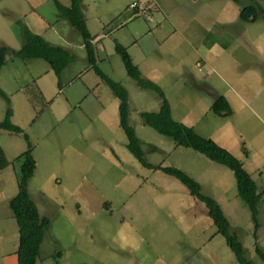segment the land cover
Wrapping results in <instances>:
<instances>
[{
	"label": "rangeland",
	"instance_id": "374dc122",
	"mask_svg": "<svg viewBox=\"0 0 264 264\" xmlns=\"http://www.w3.org/2000/svg\"><path fill=\"white\" fill-rule=\"evenodd\" d=\"M133 1L148 9H131ZM225 1L82 0V10L98 67L127 89L128 121L145 160L194 178L222 208L245 256L264 264L255 250L264 249V193L255 219L228 165L147 124L140 112L158 110L161 97L138 86L115 50L116 42L125 45L141 75L164 92L173 118L231 151L261 190L264 0L230 1L233 10L252 4L254 19H232ZM25 28L67 48L73 59L60 85L42 57L8 51L0 68V88L9 97L0 93V120L10 107L12 122L28 134L0 128L7 161L0 169V264L18 246L8 200L18 190V156L29 141L36 166L28 192L48 220L36 264H241L205 203L176 176L142 164L128 149L119 98L90 66L82 34L55 0H0V43L20 48ZM218 94L231 113L211 109Z\"/></svg>",
	"mask_w": 264,
	"mask_h": 264
},
{
	"label": "trees",
	"instance_id": "16d2710c",
	"mask_svg": "<svg viewBox=\"0 0 264 264\" xmlns=\"http://www.w3.org/2000/svg\"><path fill=\"white\" fill-rule=\"evenodd\" d=\"M55 2L60 14L82 34L86 57L90 66L94 68L97 74L106 80L113 93L119 98V121L120 126L126 132L128 137V141L126 142L128 149L142 162V164L149 167L160 168L167 173L173 174L184 183L192 195L205 203L207 213L212 217L217 227V231L225 236L227 244L233 251L238 262L241 264H257L245 256L243 243L235 233L230 231V222L220 205L212 196L201 191L200 184L194 178L177 167L153 165L145 160L144 152L139 145V139L135 134L133 126L128 121L127 89L120 82L110 78L102 72L96 63L93 42L94 36L88 30L84 12L82 10V0H70L69 5H64L58 0H55ZM252 10L253 7L251 5L241 7L240 17L247 19L248 13H251L253 15L252 19H254V14L251 12ZM23 37L24 42L18 49L10 48L5 44L0 43V68L5 63L6 53L8 51L21 58L42 57L49 63L51 69L57 76V83L60 85L61 72L73 59V55L70 51L62 45L51 43L43 35L34 33L27 28L23 30ZM115 50L120 54L127 74L136 81L138 86L155 89L161 97V105L158 110H145L140 112L143 120L159 132L172 137L176 144L190 146L206 154L211 159L228 165L234 171L240 195L249 204L253 217L257 219V203L261 195L264 193V188L258 190L254 178L251 176L250 172L244 168L242 161L211 137H205L199 134L193 126L174 119L171 113V107L164 92L153 80L141 75L138 65L133 62L126 46L116 42ZM0 93L9 101L8 95L1 88ZM210 107L218 114L231 113L229 102L223 94L216 95ZM11 114L12 109L8 107L4 118L0 120V128L15 133H22L28 138V134L23 128L12 122ZM32 149L33 145L29 141L27 148L18 156L21 158L18 190L9 199V206L13 211V215L18 225L19 240L16 248L17 264H36L40 244L44 235V227L48 223V220L40 214L37 204L28 192V179L33 174L36 166ZM2 153V148H0V169L7 164V161L5 160L6 158ZM255 250L264 261V249L259 245H256ZM57 264L60 263L58 262Z\"/></svg>",
	"mask_w": 264,
	"mask_h": 264
},
{
	"label": "crops",
	"instance_id": "0c3cea01",
	"mask_svg": "<svg viewBox=\"0 0 264 264\" xmlns=\"http://www.w3.org/2000/svg\"><path fill=\"white\" fill-rule=\"evenodd\" d=\"M228 0H226L224 3H226ZM231 0H229V3L231 4V2H230ZM223 3V4H224ZM230 4H228V2L226 3V4H224V6H225V9L227 10V12H228V14L230 15V17L233 19H235V18H238V17H240V9H241V7H239V9H235V10H233L232 9V4L230 5ZM249 5H251L252 7H254L252 4H249ZM244 6V5H243ZM246 6V5H245ZM255 15V14H254ZM252 16L253 15H250V16H248L250 19H252ZM13 196V195H12ZM11 196V197H12ZM8 204H9V200H8ZM10 207V206H9ZM12 210V209H11ZM17 248V247H16ZM3 258V260L5 261V263L6 264H17V254H16V251H13V254H10V255H5V256H3L2 257Z\"/></svg>",
	"mask_w": 264,
	"mask_h": 264
},
{
	"label": "built area",
	"instance_id": "2783aa9c",
	"mask_svg": "<svg viewBox=\"0 0 264 264\" xmlns=\"http://www.w3.org/2000/svg\"><path fill=\"white\" fill-rule=\"evenodd\" d=\"M129 7L131 9H135L136 11H144V12L146 11V9H148V6L144 7L137 1L130 2ZM147 17L151 19V15L147 14Z\"/></svg>",
	"mask_w": 264,
	"mask_h": 264
}]
</instances>
